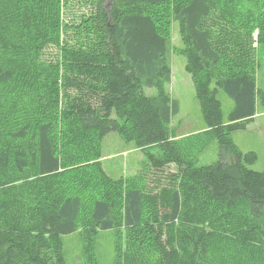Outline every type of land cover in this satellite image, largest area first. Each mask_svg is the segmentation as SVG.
Returning <instances> with one entry per match:
<instances>
[{"label":"trees","instance_id":"16d2710c","mask_svg":"<svg viewBox=\"0 0 264 264\" xmlns=\"http://www.w3.org/2000/svg\"><path fill=\"white\" fill-rule=\"evenodd\" d=\"M237 1L87 0L92 11L79 28L76 50L63 49L66 72L57 86L70 95L69 102L52 111L50 104L57 96L53 74L45 63L39 64L40 77L22 100L29 117L33 114L37 121L21 117L15 129H0V173L13 171L21 179L31 171L44 178L57 175L63 166L56 153L62 123L70 134L80 133L92 141L81 140L86 146L80 153L78 147L68 151L72 162L92 159L81 157L86 152L98 157L102 141L115 132L144 151L157 148L160 156L148 153L152 167L163 170L176 164L182 178L167 184L154 179L150 189L145 177L140 187L122 182L102 187L103 183L97 186L96 179L78 173L66 178L50 198L45 199L38 188L36 204L31 194L2 191L0 264H67L64 237L83 229L89 244L98 232L122 228L131 232L147 220L161 232L151 251L155 264H207L214 253L230 264L227 257L236 252L241 264L264 261V171L251 169L258 155L243 153L232 139L233 133L255 122L263 95L251 70H237L242 65L237 59L229 65L207 25L215 8L237 15ZM47 2L0 0V86H11L18 78L22 49L25 64L40 60L50 45L60 44L59 23L52 22L48 11L54 9ZM252 2L257 4L259 39L264 44V0ZM172 22L181 29L186 70L194 75L208 132L220 145L221 159L208 166L189 164L173 139L171 123L179 113L178 103L167 94L150 97L145 92L171 81ZM248 24L251 29L252 23ZM248 56L243 57L245 63ZM223 67L227 69L217 76ZM220 90L235 103L228 121L218 98ZM31 96L35 101H29ZM44 118L50 119L41 123ZM9 138L21 145L9 146ZM67 141L72 142L70 137ZM90 195L93 200L86 202ZM222 216L240 228L238 247L215 240L214 230L220 225L213 224ZM137 246L141 244L133 247L137 255L131 249L123 253L126 264H148L144 249Z\"/></svg>","mask_w":264,"mask_h":264},{"label":"rangeland","instance_id":"374dc122","mask_svg":"<svg viewBox=\"0 0 264 264\" xmlns=\"http://www.w3.org/2000/svg\"><path fill=\"white\" fill-rule=\"evenodd\" d=\"M59 1V2H58ZM48 0V13L52 15L53 21L59 23L61 30L60 44L50 45L40 55V60L30 59L27 63H23L22 49L18 54L21 59L20 72L15 83L11 86H0V129L9 127L15 129L21 117L37 121L35 115L27 112L23 107V98L27 99V93H31V89L40 74L38 65L44 64L53 74V82L56 86L53 103L50 104L52 111L62 108L69 102V94H65L59 89L57 83L61 81V77L66 72L63 59V49L76 50L74 47L78 45L77 40L80 37L82 21L85 17L90 16L92 8L87 0ZM237 15L229 16L224 8H215V15L207 23L212 30L215 41L225 51L229 58V65L237 59L242 65L237 68H245L251 70L254 74L258 88L263 96H260L258 102V110L255 116V122L248 126L247 130L237 131L232 134V139L243 153L255 152L258 155V161L250 168L262 172L264 171V44L259 39V13L257 11L256 2L252 0H238L236 3ZM168 17H172L169 12ZM38 16V14H37ZM252 28L250 29V24ZM169 38L171 40V50L169 52V62L171 66V81L168 84H162L156 89H146V94L150 97H158L161 94H167L171 100L176 101L179 105V113L175 116L171 123V133L173 139L180 145L184 159L197 167L208 166L216 163L221 159V151L219 142L208 132L207 124L203 116L201 106L197 97L194 75L186 70V57L183 53L184 45L182 41L181 29L178 23L172 22L170 25ZM248 53V63L244 62L243 57ZM30 58L33 53L28 54ZM29 66V67H28ZM226 67L222 68L223 75ZM59 80V82H57ZM53 88V85L51 86ZM58 91V93H57ZM18 98L17 100H15ZM218 98L222 103L224 118L228 121V117L235 107L234 101L229 98L222 90L218 94ZM35 101L31 96L29 101ZM50 118L42 119V122L48 121ZM20 124V123H19ZM56 140V153L62 159L63 166L57 175L48 176L46 178L38 176L35 171H31L25 179L18 177L13 171L8 173H0V199L2 191L14 189L15 192L21 193L25 197L27 194L34 196L37 203L38 188L42 191L45 199L50 198L51 193L55 192L58 187H63L66 178H73L80 173L82 177L96 179L102 187L113 185L117 182L131 183L140 187L147 179L148 189L152 186L154 179L161 180L164 184L180 181L182 171L176 164L166 166L163 170H155L148 157V153L153 156H160L157 148L143 150L135 146L134 143H128L119 133H111L102 141L101 153L98 151V157H94V153L86 152L80 154L84 158L92 159L78 160L72 162L70 160L73 148L78 147L79 153L90 140L80 133H69V127L62 123L58 124ZM65 134V135H64ZM61 135H64L61 137ZM61 137V138H60ZM70 137L72 142L67 141ZM81 140L84 142H81ZM76 144H73V142ZM71 143V144H70ZM92 144V141L89 142ZM6 144L15 146L21 142L6 139ZM92 148V146H91ZM67 153V154H66ZM231 157L229 156V160ZM65 161V162H64ZM155 180V181H156ZM116 189L113 191L115 192ZM117 191V190H116ZM93 200L90 195L86 202ZM89 209L86 208L84 215L88 214ZM219 218V217H218ZM213 225L219 228L210 230L216 232L214 238L219 242L231 243V245H240L239 237L236 235L240 231L239 227H233L225 218ZM227 223V224H225ZM229 225V226H228ZM161 232L157 225L150 220L144 222L143 226L131 232L125 229H117L107 232H98L93 240L86 244L83 229H79L77 233L63 238L64 254L67 264H126L124 260V252L128 249L134 251L135 245L143 248L145 256L149 259L148 264H155V256H152V246L154 239L161 237ZM212 237V236H211ZM236 243V244H235ZM257 247V244L254 243ZM259 247V246H258ZM257 247V248H258ZM137 255V251H134ZM153 252V251H152ZM230 264H241V257L236 252V256L227 257ZM207 264H228L217 253H214L208 259ZM257 264H264V261Z\"/></svg>","mask_w":264,"mask_h":264}]
</instances>
